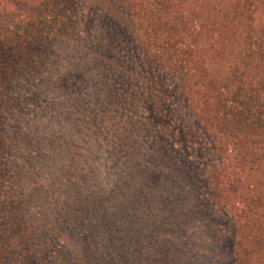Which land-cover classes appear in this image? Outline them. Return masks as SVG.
<instances>
[{"label":"rangeland","instance_id":"374dc122","mask_svg":"<svg viewBox=\"0 0 264 264\" xmlns=\"http://www.w3.org/2000/svg\"><path fill=\"white\" fill-rule=\"evenodd\" d=\"M63 1L60 11L68 24L69 32L55 46L59 57L52 56L47 64L49 67H41V72L39 66L36 70H27L16 76L14 84L0 89V141L3 137L12 153L1 156L14 162L11 170L15 176L14 179L0 176V180H3L0 186V218L3 220L8 216L10 224L6 227L14 229L9 232L8 228L6 230L7 235H10H6L8 243L16 253L14 259L23 258L28 253L26 242L31 243L30 252L31 249H36V254L41 251L44 253L52 244L57 249V245L62 242L64 246L71 242L68 238L58 237L62 229L58 223L52 224L57 236L40 232L41 225L44 227L50 219L54 222L52 217H56L59 202L72 201L68 197L69 192L66 194V184L78 183L79 192L87 186L94 191L95 183L99 188L104 187L112 192L121 186L134 184V177L143 185L149 181L148 172L145 175H125L126 169L122 163L116 165L117 154L113 151L118 147L110 137L109 143H102V148L95 146V159L88 158L91 154H85L86 136L85 133L80 134L77 124L89 123V115L83 112L82 107H90L92 102H82L81 107L76 94L53 88L50 77L56 67L59 69L64 58L66 60L62 63L69 70H61L65 69L62 67L60 74L65 79L72 75L78 77L79 74L72 72L70 66L76 62L84 63L85 57L91 54L88 55L87 49L96 48L91 45V41L99 43L95 36L104 34L114 23L119 24L117 16L124 7L129 15L122 11L121 21L126 17L122 21V32H131V27L136 29V37L131 38L133 43L129 47L137 52L136 46L141 43L143 45L147 40L146 30L170 41L168 60L186 63V72L172 86L171 91L175 96L172 106L177 110L175 114L185 119L180 122V127L186 133L194 131L192 138L188 137L192 147L189 155L184 154V150L180 152L186 155H183L182 160L186 159L194 165L193 170L198 177L194 178L199 180H193V184H188L186 188V201L180 204L179 209L183 213L177 212L170 216L168 212H172L171 205L160 195L159 190L154 195L147 191L146 195L136 198L137 203L141 201V204H137L139 214L149 218L146 223L142 222L147 228L137 234L138 237L133 238L128 245L125 263L158 264L156 259L160 258V264H197L195 255L206 254L209 260H215L218 264H237V261L240 264H264V243L259 246L253 242V237L264 241V79H258V64L264 65V6L260 5V1L264 3V0H110L114 17L101 8H94L98 0ZM252 9L255 12L253 19L249 13ZM6 12L3 1L0 0V26L9 27ZM90 20L95 23L87 28ZM73 22L78 23L74 25L75 33ZM255 29L258 31L252 32ZM123 41L129 42V39ZM258 46H263L259 52L256 49ZM46 83L48 85H44ZM107 92L109 93L105 88L104 95ZM44 95L47 98L44 99ZM99 109L101 108L97 111ZM76 116L81 121L77 120L76 123L72 119H76ZM24 125L29 128L41 125L54 128L52 141L62 146H58L60 150L52 149L55 155L49 153L56 160L55 167L58 170L50 168V164L46 165V160L42 161L45 159L42 158V146L34 142L25 150L19 142L23 132L20 126ZM73 125L75 127L70 128ZM31 137L35 139L32 133ZM86 139L93 142V136ZM66 140L69 147L63 144ZM237 144L238 149L244 151L242 156L235 147ZM45 147L49 151L47 145ZM63 148L73 153L72 167L69 162L72 155L66 154L68 150L63 153ZM77 153L80 154L82 163L75 158ZM147 155L137 158L143 164L141 167L139 164L134 167L136 170L147 167L149 174L154 176L152 181H156L151 172L154 164L147 160ZM15 163H18L17 166ZM26 163L34 165L35 174L29 175L27 170L24 172L23 166ZM213 166L216 169H212ZM161 167L159 169L166 170L165 173L168 174L175 171L170 165ZM59 172L64 178L60 185L57 181ZM68 173L72 175V178L69 177L72 181L66 178ZM227 174L228 178L225 176ZM215 175L218 179L214 178ZM167 180H161L158 189L164 185L169 190L172 185ZM230 183L234 184V191L228 190ZM161 191L165 193L163 189ZM72 195L73 201H76L77 194ZM109 197V206L116 207L113 204L117 205L116 199L113 200L111 195ZM131 197L128 198L126 207L133 206ZM118 201L123 203L121 199ZM12 202L18 205L3 207ZM73 204L76 206L81 202ZM196 206L205 214L192 215L190 211L196 210ZM148 211L152 214H148ZM139 219L147 220L146 217H136V220ZM139 225L141 224L138 223L137 227ZM127 234L131 236L134 233ZM23 235H26L25 239L19 245V239ZM55 257L56 255L52 260ZM20 260L21 262L14 264H24L23 259Z\"/></svg>","mask_w":264,"mask_h":264},{"label":"trees","instance_id":"16d2710c","mask_svg":"<svg viewBox=\"0 0 264 264\" xmlns=\"http://www.w3.org/2000/svg\"><path fill=\"white\" fill-rule=\"evenodd\" d=\"M2 1L7 11L6 19L10 28L0 26V89L5 85L11 86L14 84L17 79L16 76L20 73L24 74L27 70H36L38 66L40 67L39 72H41L43 66L48 68L47 64L52 56L59 57L58 48L55 47L59 44L58 40L64 38L67 35L66 33L69 32L68 24L64 21V16L60 11V7L64 4L63 0ZM109 2L110 0L101 2L98 0L94 4V8L98 7L99 10L101 8L104 10L103 12L113 16L114 13H112L111 3ZM260 5L264 6V3L260 1ZM123 8L122 11H124ZM251 8H253L252 4ZM122 11L119 10L120 15L117 16L119 24H112L104 34L102 33L99 37H96L91 31V34H94L99 43L91 41V45L96 48L94 50L87 49L88 55L91 54L85 57L84 63L77 64L78 62H76L70 66L72 72L79 74L78 77L72 75L65 79L60 74L59 70L62 67L65 69L61 70H69V67L62 63L66 60L65 58L60 63L59 69L56 67L52 71L50 77L53 88L76 94L79 97L81 107L82 102L89 104L92 102L90 107L88 105L82 107L83 112L89 115L87 121L89 123L86 125L77 124L80 134L85 133L86 138L89 137V139L93 136V142H88L84 138V142L87 143L84 147L85 154L87 156L91 154L88 158L95 159L96 154H93L96 151L95 146L102 148V143H109L108 138L110 137L114 143H117L118 147L117 149L115 146L118 152L117 150L113 151L114 154H117L115 155L116 165L119 166L122 163L124 169H126L125 175L131 173L130 176H134V173L145 175L148 172L149 181L143 185L140 180L134 177V184H129L131 187L121 186L118 189L119 191L113 189L112 192H108L104 187L99 188L95 183L93 184L94 191L90 186H87L79 192L77 191L78 183L76 185L71 184V182L66 184V194L69 192L68 197L72 201L59 202L56 217H52L54 222L50 219L47 225L44 227L41 225L40 232H45L48 236L50 234L53 237L57 236L52 224L58 223L62 228L58 237L68 238L71 242L67 241L66 246L62 242L57 245V249H54L55 245L52 244L44 253L41 251V253L36 254V249H31L30 252L31 243L26 242L28 243L26 249L28 253L23 258L14 259L16 253L13 252L14 250L8 243L7 236L10 235H7L6 231L7 228L8 232L11 229L6 227L10 224L9 218L8 216L3 220L0 218V264H14L15 262H21L20 259H23L24 264H121L122 261L126 264L125 258H128V245L134 240L133 238L138 237L137 234L147 228L142 222L146 223L149 218L147 215L139 214L137 204H141V201L139 200L137 203V197L140 198L139 196L146 195L147 191L153 192L154 195L159 190L160 195L171 205L172 212H168L170 216L175 215L177 212L183 213L179 209L180 204L186 201L184 200L188 194L186 188L188 184L189 186L193 184V180H198L194 178V176L198 178L193 170L194 165L187 162L186 159L182 160L183 155L185 153L189 155V151L192 150L188 137L192 138L194 131L190 130L189 133H186L180 127V122H184L185 119L175 114L177 110L172 106L174 103L172 99L175 96L171 90L172 86L176 85V80H181L187 66H185V61L182 63L183 61L178 60L173 63L167 59V50L171 49L169 46L170 41H166V37H160L156 33L153 34L145 30L147 40L143 42V45L141 43L140 46H136L137 52L129 47L130 43H133L131 38L136 37V29L131 27V32H122V21L126 18L124 17L121 21ZM249 13L251 19H253L252 16L255 13L253 9ZM125 14L128 16L129 12H125ZM97 15L98 13L95 14V17ZM151 20L157 26L152 18ZM93 22V20H90L87 28ZM77 24L73 22V29L76 27L74 25ZM254 31L258 30H252V32ZM73 32H76L75 29ZM123 39H129V42H124ZM262 47L258 46L256 48L257 52ZM188 55H191V53ZM258 65L260 66L258 79L260 77L264 79V65ZM59 78L65 80L61 81ZM105 88L108 89L109 93L107 92L104 95ZM113 88L115 89L113 90ZM44 96V99L47 98L46 95ZM98 108L101 109L97 111ZM75 118L72 119L76 120V123L79 120L81 121V119H77V116ZM20 127L23 132L19 142L22 143L25 150L34 142L42 146L41 149L44 150L42 158L45 157L42 161L46 160V165L50 164L48 165L50 168L58 170L55 167L56 160L52 159V155H55L52 149L60 150L59 147L62 145H56L57 143L52 141L54 136L51 134L54 128L48 125L34 128H29L27 125ZM71 127H75V125ZM83 128L85 131L82 132ZM30 129L35 132L33 133V130L30 132ZM62 129L66 130L63 127ZM31 133L35 137L34 140ZM45 133H47V136L44 137ZM73 142L77 144L75 140ZM50 144L54 146H50ZM63 144L69 147L68 140ZM45 145H47L49 151L46 150ZM235 147H237L238 154L242 156L243 149H238V144ZM7 149L8 151H6ZM67 150L62 149L63 153ZM181 150H184V154L180 152ZM10 151L11 148L2 137L0 141V176L4 179L15 178L13 176L14 172L11 170L14 162H9L4 158L11 153ZM66 154L72 155L69 159L72 167L73 153L68 150ZM143 154H148L147 160H151L154 166L157 165L156 168L153 166V171H151L155 175L156 181H152L154 176L149 174L147 167L141 170H136L134 167L138 164L140 167L143 165L137 160ZM75 158L82 163L80 154L77 153ZM17 164L15 163L16 166ZM165 165H170L175 168V171L168 174L165 173L166 170L159 169L160 166H162L161 168L166 167ZM74 167L76 168L77 165H74ZM212 169H216V167L213 166ZM23 170L24 172L27 170L29 175L35 174L33 164L26 163ZM211 170L208 172L210 173ZM87 173H90V171L87 170ZM69 175L71 174L68 173L66 178H72V175ZM58 176L57 181L60 185L64 178L60 176V172ZM225 176L228 178V174ZM70 178L69 181H72ZM214 178L218 179L217 175ZM163 179H168L167 181L171 183L172 187L168 188L169 190H166L164 185H161V188L158 189V184ZM2 182L3 180H0V186ZM154 184L157 186H154ZM233 187L234 184L229 185L228 190L234 191ZM97 189L101 190L97 191ZM72 194H77L78 199L76 201H73ZM110 195L113 200L116 199L117 205L113 203L116 207L109 206L108 199ZM130 196H132L131 202L134 204L132 207H126ZM118 199H121L123 203H120ZM78 202H81V204L74 206L73 203ZM198 203L201 204V201L198 200ZM12 205L14 207L18 204L12 202L9 205H3V207L12 208ZM142 206L140 205V207ZM128 208L130 209L126 213ZM196 210L194 209L195 212L190 211V213L192 215L205 214L199 206H196ZM147 213L152 214L149 211ZM136 217H146L147 220H136ZM11 218L13 217L11 216ZM138 223L141 225L137 227ZM11 230L14 231L13 228ZM128 232L134 234L129 236ZM25 236L23 235L19 239V245L23 243ZM253 242L259 246L264 243V241H260L255 237H253ZM259 249L262 250V248ZM55 255V260H52ZM208 257L206 254L195 255L197 264H218L215 260H209ZM160 261V258L156 259L158 264H160ZM237 264H240L239 261H237Z\"/></svg>","mask_w":264,"mask_h":264}]
</instances>
